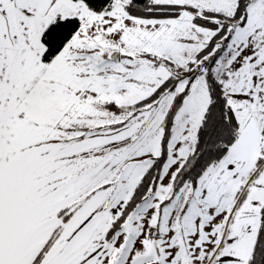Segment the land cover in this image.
<instances>
[{
  "label": "snow or ice",
  "instance_id": "1",
  "mask_svg": "<svg viewBox=\"0 0 264 264\" xmlns=\"http://www.w3.org/2000/svg\"><path fill=\"white\" fill-rule=\"evenodd\" d=\"M0 264H264V0H0Z\"/></svg>",
  "mask_w": 264,
  "mask_h": 264
}]
</instances>
